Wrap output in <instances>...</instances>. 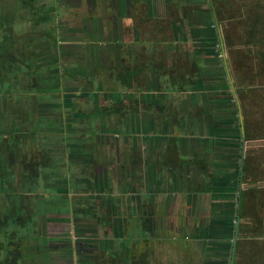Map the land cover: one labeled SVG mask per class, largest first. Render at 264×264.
Masks as SVG:
<instances>
[{
  "label": "rangeland",
  "instance_id": "1",
  "mask_svg": "<svg viewBox=\"0 0 264 264\" xmlns=\"http://www.w3.org/2000/svg\"><path fill=\"white\" fill-rule=\"evenodd\" d=\"M234 1L236 0H211L215 5L214 8L217 9L220 24L221 17L224 19V24L221 26L225 27V30L223 28L225 35L222 27L219 28L221 39L224 40V53L218 51L222 62L216 61L217 55L212 51L210 56L204 55V57L203 53L197 55L192 51L193 43L187 45L185 40L189 39L190 29V26H186V22L179 21L186 31L180 37L179 33L173 34L177 19L146 21L139 17L138 20L130 22L120 42L123 44L122 53L129 52L128 46L131 44L139 49H135V53L131 51L129 57L127 55L126 59L118 63L119 65L115 61L106 65L102 73L118 75L121 66L133 69L132 63L137 61L136 53L143 50L146 55L156 57L158 63H166L170 72L168 78L176 82L179 92L192 93L193 89L197 88V81L219 75L224 79H221L222 81L227 83L229 80L234 87L233 89L230 86V91L236 92L238 96L237 105L240 109L236 111L247 112L250 120L252 118L264 120V0H237L236 4L230 3ZM54 3L59 4L61 13L55 14L51 11L45 13V9L54 6ZM230 5H233L232 11H227V16L219 11V8L224 10V6ZM68 6H71L69 0L56 2L55 0H34V2L0 0V161L7 166L11 158L14 160L11 173L6 175L4 182L0 184V224L5 223L1 219L4 210L10 207L14 209L11 222L6 227H0V241L8 244L11 250L10 257L16 260V264H115L112 261L116 257L117 264H133V262L140 264L141 256L137 261L131 258L132 255L137 257L140 253L145 255L144 264H149L152 256L155 264H168L167 257L177 264H217L218 254L212 249L213 245H209L202 238H198L200 239L198 242V239L187 236L188 230L191 233L198 232L196 225L203 227L209 224L212 218H218L220 213L212 209H221L223 206L218 203H225V192L224 195L212 193V189L216 187H211L206 176L209 173L189 172L191 167L180 165L179 155L176 157L177 163L170 160L166 163L167 166H164L157 154L154 155L153 161L161 166L156 168L157 175L154 178L165 182L164 186L160 187L154 181L152 187L154 191L162 188L165 194L155 195L154 206L150 204V196L146 195H142L139 206L138 188L127 191V195L123 197L120 196L121 191L117 186L126 184L129 180L127 174L133 171L129 157L131 151L134 154L132 140L138 137L141 139V146L144 144L142 139L145 135L141 133L132 134L131 140L128 139L130 141L123 138L129 133L126 129L129 130L127 120L130 116H123L120 125L122 132L117 131L118 124L113 116L106 118L105 131H103V122H100L99 118L78 125L80 132L85 134L83 144L87 141L89 145L90 142L92 143L93 148L90 150L94 156L87 157V163L80 160L77 165L71 164V171L84 173L85 167L79 166H84L86 163L89 176L85 180L78 179L76 194L62 198L64 210L54 211L49 209L51 206L43 204V199L48 200L49 203H56L58 199L52 195L48 196V193H53L50 187L53 188L52 185H54L53 189L61 187L64 182L58 180L65 174L68 176L67 172L62 173V170L66 169L63 168L66 163L69 164V158H66L68 148L63 147L60 142L81 139L75 138L74 135L77 134L69 125L65 128V118L68 120L69 116L71 117V110L76 105V103L72 104L74 94H77L72 86L63 84L60 92L53 89H45L42 92L40 90L44 85L51 86L58 78H61V81L68 78L65 73L76 60L69 52L71 48L65 49L64 44L69 40L74 43L75 37L80 35L78 33L83 34L85 28L84 22H81L79 17L76 18L72 12H68ZM13 10H16L15 17L12 14ZM17 11L18 16H16ZM22 13L23 18L20 17ZM230 13L233 14L229 15ZM108 27L109 29H106L108 37L112 39V34L117 35L116 29L111 25ZM134 28L138 29L135 37V33L132 32ZM170 45L173 47L171 51L168 50L171 48ZM8 58L12 59L14 66L12 64L11 67L9 66ZM157 60H154L156 64ZM76 61L80 63L84 59ZM226 72L229 73V79H226ZM63 73L64 78L59 77ZM103 74L99 76L100 82L103 83L102 88L100 90L95 88L94 91L100 92L102 105H106L108 103L105 101L106 95L116 87L122 90L127 85L113 80V83L108 84ZM140 80H138L140 83L135 85L136 99L143 96L138 86L146 88L148 77L145 75ZM147 89L146 91L153 90L151 86ZM63 94L66 95L65 99ZM51 96L57 98L53 99ZM79 96L82 97L77 101V105L80 104L78 107L91 109L90 103L93 102L87 100L89 96L85 94ZM253 102L254 104L250 106ZM54 103L60 104L61 112L54 107L55 109L50 112L51 115L45 114L46 111L42 112L44 114H39L40 110L46 107H40L41 105ZM213 106L216 107L214 104ZM244 106L246 110L243 109ZM122 108L123 113H127L128 102ZM138 108L141 111L139 104ZM118 112L120 110L115 111ZM150 138L154 139V136ZM195 138L197 140V137ZM142 151L147 152L145 145ZM142 155L141 164L144 165L147 162H144ZM32 160L36 163H32ZM43 160L47 163V167L51 164L59 165V170L57 166L52 165L53 168L45 172L41 165ZM183 163L186 164L185 161ZM29 164L39 172L38 175L33 173ZM117 166L120 167L117 169ZM133 173L143 174L142 169L138 167L137 172ZM167 176L170 181L174 180L172 184L166 182ZM200 182L209 187L206 190L207 194L199 189ZM137 186L139 187V183ZM212 199L217 202L213 203ZM64 201L67 208L64 206ZM79 212L85 216V220L77 219L76 215ZM6 214L8 215L7 211ZM101 219L106 223L100 222ZM116 222L119 225L123 222V232H120L123 237L114 234ZM156 222L157 228L152 234L155 236L151 240L135 245L123 241L125 237H138L134 232L135 225L145 226L147 230L150 223L156 224ZM4 230L8 234L2 236ZM67 243H71L70 247L73 248L67 247ZM1 258L2 253L0 260Z\"/></svg>",
  "mask_w": 264,
  "mask_h": 264
},
{
  "label": "crops",
  "instance_id": "2",
  "mask_svg": "<svg viewBox=\"0 0 264 264\" xmlns=\"http://www.w3.org/2000/svg\"><path fill=\"white\" fill-rule=\"evenodd\" d=\"M209 1L103 0L100 4V9L95 10L96 16L92 13L91 23L84 22V28L86 33L90 35L88 29L91 26V30H93L91 34L94 37L98 34H102L114 47L115 44L113 42L116 40L115 38L122 40L125 31L128 30L130 22L132 20H138L139 17L146 21L165 18H173L175 21L177 19L178 21L175 22L173 27V34L174 32L179 33L180 37L182 33L185 34L186 32L179 24V21L182 20L186 22L187 27L190 26L188 32L189 39L185 40L187 45L193 43L192 51L197 55L203 53V57L204 55L210 56V52L212 51L217 55L216 61L222 62L218 51L220 53L223 52L224 40L221 39L219 28L221 29L222 27V30L223 28L225 30V27L221 26L224 24V19L220 16L222 19L220 24L216 12L217 9L214 8L215 5H213L211 0ZM69 2L71 3L72 1L69 0ZM209 3L210 5L208 6ZM230 3L236 4L237 0ZM75 4L70 5L75 7ZM202 4L208 8L203 7ZM232 6L233 5L224 6V10L219 8V11L227 16V11L231 12ZM57 7H59V4H57ZM86 14L90 16L91 13L87 12ZM232 14L233 13H230L229 15ZM86 17L87 16H85V18ZM79 19L81 20V16ZM109 22L111 24H108ZM110 25L112 28L114 27L116 29L117 33V35L115 33L112 34V39L108 37L109 34L106 30L109 29L108 26ZM224 30L223 35H225ZM132 32L135 33V37L136 34H138V29L134 28ZM85 38L89 39L88 36H85ZM73 42L74 43L69 40L67 44L65 43V49L71 48L69 50L71 55L74 51L80 54V44L86 42L80 39H75ZM92 42H94V39ZM107 47L111 46L106 45L104 50H98L95 58L85 52L86 62L88 61L87 69L91 67L102 68L106 66L107 63L111 62L114 56H116L115 59L118 58V53H116L118 51H114V48H110L107 51ZM170 47L171 48L168 50L171 51L173 47L171 45ZM135 49L138 50L139 47H129V52ZM85 50H87V48H85ZM129 52H119L120 62L122 59H126ZM139 52L140 53H136L137 61L140 65L137 76L146 75L148 77L146 84L151 86L152 89H155V85L160 83V76L157 74L155 67L165 66L166 68V63H158L159 61L156 57L153 58L154 56L152 55H146L143 50H139ZM141 55H143V57ZM72 56L76 60L83 59L81 55ZM160 59H162V56ZM154 60H157V64ZM75 69L77 72L83 73L79 69ZM168 77L169 76H165V82L170 81ZM216 77H218V79ZM216 77L211 79L205 77L197 81V84L195 83L197 88H194V92L192 93L178 92L162 94L157 93L156 90H149L143 93V97L152 95L157 96L159 94L157 98L159 100V105H170L172 102H177L178 99L180 100L179 104H176L178 113L175 112V108L173 107V112L171 111L170 115L165 118L166 126H168L167 131L164 129V132H167L165 133V137L172 136L176 133L175 136H178L179 139L178 152L183 158H187L186 156L188 153H192V156L197 155L200 160L205 159V167L191 166L189 172L193 171L196 174L209 173V175L206 176L210 184L216 187V189H212V193L224 195L223 192H225V203H218L223 207H221V209H212V211L219 212L220 216L218 218H212L211 222L203 227H199V224L196 225L198 227V232H192L193 235H191L192 233L188 230V238H202V240L207 241L209 245H213L212 249L218 254L217 264H264V120L263 118L260 120L252 118V120H250L247 112H237L240 109H238L237 105L238 96L236 92L230 91V86L233 87V85L229 80V83L222 81L224 80L222 76L218 75ZM228 77L229 73L226 72V79H229ZM60 84H62L60 88L62 89L63 84L67 85L68 83L62 82ZM76 88L78 89L79 87ZM76 92L77 94L75 93L74 97L88 93L84 89ZM93 96L95 95H89L90 98ZM106 96L110 97L109 94ZM205 97H207V99H205ZM164 98L165 101L163 100ZM213 104L216 107H214ZM252 104H254V102L251 103L250 106ZM148 106H151L152 110L154 109V105L148 104ZM243 109L246 110V107L244 106ZM44 110L46 111L45 114L52 112L46 108ZM51 114L52 113L49 115ZM139 117L144 124V122H146V118H144L146 115L141 114ZM177 119L180 124L179 127L177 126L175 128L173 125L175 124L174 121ZM76 123L74 126H77ZM242 123L246 126V131L249 134L248 139H241L238 135V133H241V128H243ZM102 125L103 131H105V122H103ZM195 137H197V140H195ZM51 144H53V142ZM57 145L61 146L58 143ZM142 148H144V146ZM77 163L80 162L78 161ZM52 165L59 166L55 164ZM79 167H85L87 171L85 164ZM119 167L120 166H117V169ZM51 168L53 167H50V169ZM50 169H45V172H48ZM148 172L156 175V167L150 168ZM75 174L76 178H83L76 172ZM201 184L202 183H198L199 189L207 194V185L204 183ZM120 191L119 194L121 197L128 193L127 190L124 189ZM76 192L77 191H75L74 194H76ZM50 193H48V196H53V194ZM70 196L72 195H69V197ZM154 197L155 196L152 198V202ZM141 198L142 196L138 199L139 206ZM42 201L43 204L51 206L48 200L45 201V199H43ZM212 201L213 203L217 202L213 199ZM49 209L58 211L62 210L63 207L51 206ZM134 210L133 208V212L135 213ZM76 217L77 219L85 220V216L82 215L81 212H79ZM154 226L157 228V222ZM220 236L222 238H220ZM199 241L200 239H198V242ZM153 258L152 256V258L149 259V264H155ZM166 260L169 262L168 264H177L173 263L172 259L168 257Z\"/></svg>",
  "mask_w": 264,
  "mask_h": 264
},
{
  "label": "flooded vegetation",
  "instance_id": "3",
  "mask_svg": "<svg viewBox=\"0 0 264 264\" xmlns=\"http://www.w3.org/2000/svg\"><path fill=\"white\" fill-rule=\"evenodd\" d=\"M56 1L57 0H55V2ZM70 1H72L70 4H75V3L76 4H75V7L74 6H68V7L69 8H76V9H69L68 12L69 11L72 12L73 16H75L76 18L81 16V22L91 23L92 13L95 14V16H96L95 10L100 9V4L102 3L103 0H70ZM32 2H34V0H32ZM15 11L16 10L12 11L13 16H14ZM49 11L54 12L55 14L61 13L60 8L57 7V3H54V6H51V7H48L47 9H45V13H48ZM87 12L91 13L90 16L88 14H86ZM18 15H19V13L17 11L16 16H18ZM85 16H87V17L85 18ZM20 17L23 18V13H22V15H20ZM88 31H89L90 35H88L86 33V30H84L83 34L78 33L80 35L75 37V39L84 40L86 43L80 44V52H79L80 54H77L75 51L72 54V55H81L82 56L81 58H83L84 61H81L79 63L75 60L74 63H71V65L68 68L69 71L65 73V74H67L66 76H68V78H66L64 80H65V83H68V85L72 86L73 91H78V90L84 89L88 92L85 95L89 96L91 94V95H95V96H93L91 98L90 97L87 98L88 101L93 102V103H90V105L92 107H91V109H88V110H86L85 108H81L80 106L78 107V105H80V104L77 105V101L79 99H81L82 96H75L72 99V104L76 103V105L71 110V116H73V117H69L68 120L65 118V122H66L65 128H67V126L69 125V127H71V130L77 134V135H74L75 138H81V139H72V140H68L66 142H60V144L63 147L67 146V148H68V153L66 155V158H69L68 159L69 164L66 163V166L63 167L66 169L62 170V173L67 172L68 176H67V174H65V176L63 178L58 180L59 182H61V181L64 182L63 185H61V187H56L55 189H53L54 185H52L53 188L50 187V190L53 192L52 193L53 197L58 199L56 201V203H51V206L62 208L63 207L62 198H66L67 196L69 197V195H73V193H75V191H77L78 178H76L75 173H72L71 164L77 165V162L80 160H84L87 163V157L94 156L91 153L92 150H90V148H93L92 147L93 145H91L92 143L90 142V145H89V144H87V143H89L87 141L86 143L83 144V138H84L85 134L83 132H80V129L77 128L78 125L79 124L84 125L85 123H88L87 121L94 120L97 118H99L100 122L102 120H103L102 122H105L106 118L111 117V116L116 118V121L118 124L117 125V128H118L117 131L118 132H122V131H120L121 130L120 125H121V122H123V116H125V115L130 116V118L127 120V123H128L127 128H129V130L126 129V132L127 133L129 132V133L127 134V136H124L123 138L126 141H130L132 134H135V135L136 134L140 135V133L142 135L144 134L145 136L142 139L144 141V144L142 146L145 145V149L147 150L146 153H144V151H142L143 148L141 146V141H140L141 139H138V137H136L134 140H132V146H133L132 149H133L134 154H132V151H131V153L129 154L130 155L129 157L131 158V162L130 161L129 162L131 163V167L133 168V171L130 172V174H127V175H129V180L127 181V183L122 185V186L118 185L117 188L120 190L124 189L127 191L133 190V188H138V190H139L138 194L140 196L146 195V196H152V198L156 194H165L164 193L165 190H163L162 188H159V190L154 191V189L152 187V184L154 181H156L160 185V187L164 186L165 181L160 182L161 180H159V178L158 179L154 178L157 174L154 175L152 173H149L148 171L150 168H155V167L158 168L161 166V165L158 166L153 161L154 155H157V154L160 156L162 164L164 166H167L166 163L170 162V160H172L173 162L175 161L174 163H176V157L179 155V152H178V155L176 156L173 148L177 147V149H178V145H179L178 136H175L176 135V133H175L172 136L165 137L166 136L165 133H167V132H164V129L167 131L168 126H166L165 118L170 115V112L173 110V107L175 108V112L178 113V109H177L176 104H179L180 100L178 99L177 102H172V104H170V105L169 104L159 105V100L157 99L159 94L157 96H154V95L147 96V97L142 96L140 99L134 98V96H135L134 91H136V87H137L135 85L140 83V82H138V80L141 81L140 79L142 77L144 78V76H137V75L135 76V74L136 73L138 74V71L140 70V65H139L138 61H135L134 63H132L133 69H129V68L126 69L125 67L121 66V64H120L122 69L120 70L118 75H115V73H112V74L110 73L107 75L103 74L102 71L104 70L105 66H103L102 68L91 67L90 69H87L88 61L86 62L85 52H86V54L92 55V57L95 58L97 53H98L97 52L98 50L102 51V50H104L106 45H109L111 47H107V51L110 48L111 49L114 48V51H118V52H116V53H118V58L115 59L116 56H114V59L111 62L115 61L117 63H120L119 52L122 53L121 47L123 46V44L120 43V42H122L123 39L118 40L117 38H115L116 40L113 42L115 44V46L113 47L112 43H109L110 41H107V39L105 38L104 35L98 34L96 37H94L91 34V32L93 30L88 29ZM85 36H88L89 39L85 38ZM93 39H94V42H92ZM133 45L134 44H131L129 47H134ZM221 46H222V44H221ZM85 48H87V50H85ZM130 53H131V51L127 55H129ZM59 62H60V59H59ZM111 62L107 63L106 65L110 64ZM117 65H119V64H117ZM132 66H128V67H132ZM60 68H62V67H60ZM75 68L79 69L81 72H83L85 74L77 72V70ZM57 70L59 71V69H57ZM155 70H156L157 74L160 76V83H158V85L156 84L155 89H153V90H156L157 93H162V94L178 93L179 92V89L176 85V82L174 83V81H172L171 79H170V81L165 82V79H164L165 76H168V75L170 76V72H168L167 66L163 71L158 70L156 67H155ZM101 74L104 75L103 77L106 78L105 82L108 84L113 83L112 82V80H113L116 82L120 81L121 84L127 85L122 90H119L117 87H116V89L112 88L114 90L109 93L110 97L105 96V101H108V103L106 105H102L100 92L98 93V91H94L95 88H98L97 90H100L102 88L103 83H102V81L100 82V78H99V76H102ZM114 75H115V77H114ZM59 77L64 78V73L62 76H59ZM88 78H91V80ZM64 80L61 81V78H58L57 82L54 81L55 83H52L51 86H45L44 85V88H42L40 90L42 92L45 89L46 90L53 89L55 91L59 90V92H60V85H61L60 82L62 83ZM95 84H97V85H95ZM76 87H79V88L77 89ZM147 87H150V86L147 85L146 88H140L138 86V89L141 90L142 94H143L146 92V90H148ZM69 89L71 90V87ZM74 89H76V90H74ZM127 92H130V93L127 94ZM51 94H53V92H51ZM65 96L66 95L63 94V99H65ZM160 96L163 97L162 95H160ZM51 97L53 99L57 98L54 96H51ZM163 100L165 101V98ZM105 101H103V102H105ZM127 102H128V106H129L128 112L123 113L124 109L122 107L125 106V104ZM86 103L87 102H84V104H86ZM138 104L140 106L141 111L138 108ZM148 104L154 105V107H153L154 109L152 110V107L148 106ZM132 105L134 107H132ZM43 106H46L45 108L49 111H52L53 109L57 108L61 112V108H60L61 106L58 103L49 104V105L43 104L40 107H43ZM51 106H53V107H51ZM116 110H120V112L115 113ZM44 111L45 110H40L39 114H44V113H42ZM141 114L146 115V117H144V118H146V120H145L146 122H144V124L142 123V121L139 117V115H141ZM71 121H73V122H71ZM176 121H177V123H176ZM174 122H175V124L173 126L175 128L177 126L179 127V124H180L179 120L177 119ZM75 123L77 124V126H74ZM242 124H243V126H242L243 128H241V133H238V135L240 136L241 139L242 138L248 139L249 134L246 131V126L244 125V123H242ZM133 129L136 131H134ZM149 135L154 136V139L153 138L151 139ZM128 139H130V140H128ZM5 143L7 144V140H5ZM141 155L143 156L144 162H147L144 165L141 164L142 163L141 162L142 158L140 157ZM131 156L132 157L134 156L133 159ZM179 157H180V159L192 161V163L187 164L186 167H191V166H194V167L195 166H200V167L203 166V167H205L206 166V164H205L206 160L205 159L200 160L197 155L192 156V153H188V155L186 156L187 158H183L180 155H179ZM9 159H10V157L8 158V160ZM77 159H79V160H77ZM128 160H129V158H128ZM13 161H14L13 158H11L10 161L7 162L9 164V165L7 164V166H5L0 161V184H1V182L2 183L4 182L5 176L9 175V173H11ZM32 161H33L32 163L35 162L34 160H32ZM86 163H85V165L87 166ZM138 164H139V166H138ZM22 165L26 166L25 164H22ZM41 165H42L43 169H50V167L52 166V164H51L50 167H47V163H45V160L41 161ZM180 165H183V164H180ZM29 166L35 175L39 174V172L35 171L31 167L30 164H29ZM95 166H98V165H95ZM137 167H138V169H142L143 174L142 173L141 174L140 173L139 174L133 173V172H137ZM40 169H41V167H40ZM57 170H59L58 167H57ZM100 171H102L101 167H100ZM145 171H146V173H145ZM86 172L87 171H85V173H81V172L77 173L81 177H83L80 180H85V178L89 176L88 173H86ZM95 173H97L96 169H95ZM127 173H128V171H127ZM149 174L153 175V177L150 176ZM43 178H42V181H43ZM166 178H168V176ZM171 178L173 179L174 177H171ZM166 182L172 184V182H174V180L170 181L168 178ZM45 183L46 182H44V184ZM138 183H139V187L137 186ZM107 184H109V183H107ZM159 185H158V187H159ZM211 187H212V185H211ZM105 188L106 187H104L103 189L105 190ZM207 188L209 189V187H207ZM150 204L152 206H154V204L151 202V199H150ZM64 206H66L65 201H64ZM62 210H64V209H62ZM13 211H14L13 207L8 208V210H7V212H8L7 222H11V219H12L11 216L13 214ZM10 212H11V214H9ZM135 216H136V214H135ZM100 222L106 223V221L103 219H101ZM116 223L117 224H115V227H114V234L118 235L117 237H123V236H121L122 234H120V232H123V228H122L123 222L122 223L120 222V225L118 222H116ZM149 226L150 227H148L146 230L145 226L135 225L136 228L134 229V232L136 233V235H138V237H136V238H133V237L126 238L125 237L124 240L123 239L122 240L125 241V243L126 242L130 243L131 245H133V244L135 245L136 243H140V242L144 243V242L151 240V238H153L155 236L152 234H154L153 232L155 231L156 226H154V224H151V223L149 224ZM70 246H72L71 243H67V247L73 248ZM138 256L136 257L135 255H132L131 258L133 261L134 260L137 261L138 259H140V256H141L142 262L140 264H144L145 255L143 253H140ZM117 261H118V258L116 257V259L113 260L112 263L117 264ZM133 264H138V263L133 262Z\"/></svg>",
  "mask_w": 264,
  "mask_h": 264
},
{
  "label": "trees",
  "instance_id": "4",
  "mask_svg": "<svg viewBox=\"0 0 264 264\" xmlns=\"http://www.w3.org/2000/svg\"><path fill=\"white\" fill-rule=\"evenodd\" d=\"M16 20V19H15ZM20 25H21V23H20ZM9 59V61H10V63H9V66L11 67V64L14 66V62L12 61V59H10V58H8ZM5 61V60H4ZM6 62V61H5ZM156 68L158 69V70H164L165 69V66H156ZM137 75V73L135 74V76ZM191 82H193V81H191ZM194 83V82H193ZM190 85H191V83H189ZM1 115V114H0ZM0 118H1V116H0ZM174 149V152H175V155L177 156L178 155V149H177V147H174L173 148ZM181 161H180V164H183V165H187V164H190V163H192V161H190V160H185V159H180ZM183 161H185V163L186 164H184L183 163ZM177 163V162H176ZM8 210V209H7ZM6 210V211H7ZM6 211L4 210V213H3V215H1V219L5 222V223H2V224H0V227H6L7 225H8V223L9 222H7V218H8V215L6 214ZM7 222V223H6ZM8 233H7V231H3V234H2V236H5V235H7ZM0 251H2V252H0V253H2V258H1V260H0V264H16V260L13 258H11L10 256H11V254H10V249H9V247H8V244H6V243H4V242H2V241H0ZM10 254V255H9ZM9 255V256H8Z\"/></svg>",
  "mask_w": 264,
  "mask_h": 264
}]
</instances>
